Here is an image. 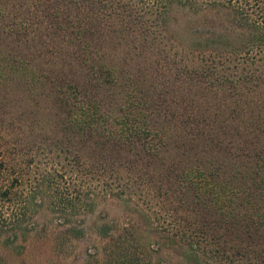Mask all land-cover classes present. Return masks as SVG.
<instances>
[{
  "label": "trees",
  "instance_id": "trees-1",
  "mask_svg": "<svg viewBox=\"0 0 264 264\" xmlns=\"http://www.w3.org/2000/svg\"><path fill=\"white\" fill-rule=\"evenodd\" d=\"M167 40L209 59L195 72L206 84L232 88L215 64L264 49V0H0V264H13L5 250L45 234L51 216L55 244L90 230L102 239L101 264H151L150 234L187 264H264L263 127L245 122L228 133L220 124L206 141L196 131L212 156L196 150L184 160L182 150L168 161L166 127L152 120L162 111L139 73L109 59ZM253 85L264 87V71ZM41 98L51 126L2 109ZM236 105L230 111L243 114ZM203 113L190 121H206ZM107 201L125 207V222L85 224Z\"/></svg>",
  "mask_w": 264,
  "mask_h": 264
},
{
  "label": "rangeland",
  "instance_id": "rangeland-1",
  "mask_svg": "<svg viewBox=\"0 0 264 264\" xmlns=\"http://www.w3.org/2000/svg\"><path fill=\"white\" fill-rule=\"evenodd\" d=\"M175 16L179 19L176 24L178 31L182 27L183 18L179 13H175ZM161 44L164 45L159 47L144 45L139 50L140 55L134 58L109 59L114 62L120 61V65L126 70L125 73H139L136 76L142 81V86L148 90L146 96L152 102V107L159 109L162 115L165 114L166 118H169L162 119V115L152 117L154 124L160 121L159 124L166 127V145L163 152L168 161L172 159L177 161L182 150L185 152L184 160H190L189 156L196 150H199L197 154L199 157H208V153L212 156L215 149L205 147L207 154L203 153L202 140H196L198 138L194 137L196 131L204 134L206 141L208 135L215 133L220 124L223 125L222 128H226L228 133L231 127L240 124L242 126L245 122L253 123L251 131L257 125L264 129V107L261 106L264 101V87L254 89L253 85L256 76L264 71V49H261L253 58H220L221 61H217L215 70L227 73L229 78L235 80L233 87L227 88L225 85L218 86L217 84L209 86L206 84V77L200 79L199 74H195L201 67L206 69L208 58H199L196 51L190 54L179 45L177 40H167ZM159 49L162 52H159ZM41 59L46 60L47 58L44 55ZM42 67L44 68V64ZM241 77L244 78L241 79ZM225 94L229 97L224 96ZM11 96L13 93H10ZM247 99L251 101L245 103ZM1 103L3 101L0 97ZM47 104L48 98H41L36 102L26 99V103L19 105L16 109L11 108L17 105L12 101L7 102V108L3 106L2 109L8 112L9 115L6 116L9 118L15 116L22 108L26 120L38 117L43 124L50 125L53 112L52 109L49 110ZM235 104H237V109L241 108L244 111L243 114L234 116V111H230V108H233ZM169 110L173 111L172 115L171 112L170 115L168 114ZM197 110L204 112L202 117L206 121L198 122V124L194 123L193 119L190 121L189 117L196 114ZM214 113L217 116L213 115ZM206 122L209 124V126L206 125L208 127L204 125ZM34 132H39V129H34ZM192 140L197 144L195 147L191 146ZM125 212V207L118 203L110 201L100 203L93 214L88 216L85 224L90 225L92 220L102 222L111 218H116L123 223L125 221L122 220V216ZM53 217L51 216V223L45 219L39 221L40 227L43 222L47 221L48 230L45 234L38 236L31 234L23 243L24 248L19 251L5 250L6 260L13 264H101L104 257L102 251L104 241L95 236L91 230L86 232L82 238L72 241L70 246H62L58 243L56 246L54 224L57 220ZM136 221L139 223V220ZM144 236L143 242H148V247L150 246L153 251L150 258L151 264H187L179 250L172 251L162 240H157L155 243L157 236L151 234Z\"/></svg>",
  "mask_w": 264,
  "mask_h": 264
}]
</instances>
